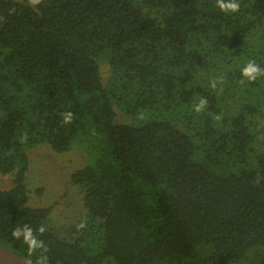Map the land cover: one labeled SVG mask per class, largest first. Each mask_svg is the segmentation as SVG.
Masks as SVG:
<instances>
[{
	"label": "trees",
	"instance_id": "trees-1",
	"mask_svg": "<svg viewBox=\"0 0 264 264\" xmlns=\"http://www.w3.org/2000/svg\"><path fill=\"white\" fill-rule=\"evenodd\" d=\"M237 2L0 0V179L16 174L0 190L2 244L47 264H264V148L252 129L264 98L234 114L221 94L242 80L264 93L262 74L242 75L249 61L264 70V49L247 45L264 37V0ZM223 61L236 65L228 90L208 83ZM117 106L138 119L120 121ZM86 135L99 156L72 177L87 219L64 237L52 206L29 204L28 149L65 151ZM24 225L46 253L29 256L12 236Z\"/></svg>",
	"mask_w": 264,
	"mask_h": 264
},
{
	"label": "rangeland",
	"instance_id": "rangeland-1",
	"mask_svg": "<svg viewBox=\"0 0 264 264\" xmlns=\"http://www.w3.org/2000/svg\"><path fill=\"white\" fill-rule=\"evenodd\" d=\"M263 32L258 30L253 35L247 45L253 44L250 51H256L257 48L264 49ZM255 47V48H254ZM257 47V48H256ZM264 57V55H263ZM225 68L223 72L216 76V87L225 86L229 89L231 75H235V63L233 61H223ZM262 73H264L262 67ZM102 74L104 82L109 81L111 75V66L108 62L102 65ZM215 75L212 71L211 77ZM264 79V74H262ZM210 80V81H209ZM211 79L208 83L211 86ZM219 86L217 82H219ZM222 81V82H221ZM233 95L226 94L221 90L224 97L222 103H227L232 112L238 113L249 101L257 102V98H264V93H259L257 89H250V82L244 80L240 83L238 91L232 90ZM118 119L123 122H131L138 117L127 114L123 109L117 106ZM254 121L252 129L258 134L257 142L254 144L258 148H264V103L258 114L252 116ZM28 153L31 158L30 169L28 171V187L30 189L31 206L53 207L49 224L60 230L64 237H71V228L87 219V209L84 204L85 192L73 181V173L87 165L94 164L99 156L94 141L88 136H80L73 145L65 151H56L49 143H42L29 148ZM16 174L14 172L4 174L0 179V190L10 189L15 186Z\"/></svg>",
	"mask_w": 264,
	"mask_h": 264
},
{
	"label": "clouds",
	"instance_id": "clouds-1",
	"mask_svg": "<svg viewBox=\"0 0 264 264\" xmlns=\"http://www.w3.org/2000/svg\"><path fill=\"white\" fill-rule=\"evenodd\" d=\"M29 3L32 5H36V4L40 3V0H29ZM217 4L222 11L230 10L232 12H237V11H239V8H240V5L237 2V0H229L228 3H224V0H217ZM261 74H264V73L261 72V69L259 68V66H257L255 64L254 61H249L248 64L246 65V67L243 69V72H242V75L247 77L250 81L255 80L257 78V76L261 75ZM211 87L212 88L216 87V81L215 80L212 81ZM207 103H208L207 100L205 98H202L200 100L199 104H197L195 106L194 110L197 113L201 112L205 108ZM71 117H72L71 113L65 114L64 123H70ZM215 119L219 120L220 117L217 116V117H215ZM79 227H84V224L81 223L79 225ZM40 231L43 232V228H41ZM12 236L16 239H20L21 236L23 237V242L28 245L29 256H31V254L33 252H35L37 249H41L42 252H44V253L47 252V248L44 246L43 241L37 240V238L33 235L32 229L28 225H24L23 228L17 227L16 229H14L12 232ZM47 259L48 258L46 255H41L37 259L36 264H47ZM28 264H31L30 260H29Z\"/></svg>",
	"mask_w": 264,
	"mask_h": 264
},
{
	"label": "water",
	"instance_id": "water-1",
	"mask_svg": "<svg viewBox=\"0 0 264 264\" xmlns=\"http://www.w3.org/2000/svg\"><path fill=\"white\" fill-rule=\"evenodd\" d=\"M29 260L15 253L0 242V264H28ZM31 264L36 263L31 261Z\"/></svg>",
	"mask_w": 264,
	"mask_h": 264
}]
</instances>
